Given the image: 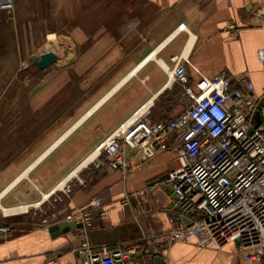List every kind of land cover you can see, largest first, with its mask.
Returning <instances> with one entry per match:
<instances>
[{"label":"crops","instance_id":"obj_1","mask_svg":"<svg viewBox=\"0 0 264 264\" xmlns=\"http://www.w3.org/2000/svg\"><path fill=\"white\" fill-rule=\"evenodd\" d=\"M43 45L66 66L23 67ZM261 48L264 0H14V10L0 11V226L9 228L0 264H84V241L140 246L164 264H246L236 243L168 244L182 221L164 182L177 165L175 138L147 162L125 148L127 174L85 164L136 112L168 121L186 109L167 71L176 56L189 63V86L224 71L251 80L263 100ZM87 206L91 228L50 231Z\"/></svg>","mask_w":264,"mask_h":264},{"label":"built area","instance_id":"obj_2","mask_svg":"<svg viewBox=\"0 0 264 264\" xmlns=\"http://www.w3.org/2000/svg\"><path fill=\"white\" fill-rule=\"evenodd\" d=\"M12 10L14 0H0V11ZM228 29L237 35L236 24H228ZM257 55L264 68V48ZM171 61L174 66L167 69L168 75L172 82L184 86L187 108L168 121H154L149 110L136 112L106 138L85 165L93 161L95 167L127 174L130 161L125 148L147 162L170 149L175 138L177 165L168 171L164 182L172 189L176 212L190 222L175 225L166 237L168 244L193 240L201 249L212 246L221 250L236 243L246 264H264V106L258 107L261 100L254 95L255 85L245 77L234 80L223 71L213 78L201 77L193 88L186 74L189 63L178 56ZM257 113L260 123L256 126ZM89 210L88 206L81 208L64 220L82 224L86 230L93 220ZM8 231L0 227V233ZM77 250L84 264H151L156 258L134 245L84 241ZM46 264L61 262L53 259Z\"/></svg>","mask_w":264,"mask_h":264},{"label":"water","instance_id":"obj_3","mask_svg":"<svg viewBox=\"0 0 264 264\" xmlns=\"http://www.w3.org/2000/svg\"><path fill=\"white\" fill-rule=\"evenodd\" d=\"M67 60H70V58H68ZM55 63L59 64V66L61 67L66 66L65 62L59 60V57L55 52L48 51V52H45L44 54L42 53L40 58H35L32 64L35 67H37L39 70L40 69L42 70V69H46L48 66L55 64ZM262 106H264V99L261 100L258 105V107H262ZM259 116L260 114L257 113L254 117L256 126L259 125L260 123ZM181 219L183 223H185L186 225L189 224L190 222V219L187 216H181ZM80 228H83L82 224H74V223H70L67 221H63L57 225L52 226L50 228V231L52 233L67 234L73 229H80ZM154 261H155V264H164V260L162 257H156Z\"/></svg>","mask_w":264,"mask_h":264},{"label":"rangeland","instance_id":"obj_4","mask_svg":"<svg viewBox=\"0 0 264 264\" xmlns=\"http://www.w3.org/2000/svg\"><path fill=\"white\" fill-rule=\"evenodd\" d=\"M129 17H135V16H129ZM66 31V33L67 34H65L66 36H68V30H65ZM113 34H115V36H117V31L116 30H113ZM50 35V34H49ZM61 36H64V35H61ZM53 36H51V37H49L50 39L52 38ZM56 38L58 37V35L56 34V36H55ZM66 38H68V37H66ZM59 39V38H58ZM63 39H65V36L63 37ZM61 40V39H60ZM50 41V40H49ZM45 45V44H44ZM44 45L42 46V48H41V50L39 51V48L40 47H34V48H30V51H29V53H31V52H33L34 54L38 51V53H42L41 51H42V49L44 48ZM35 51V52H34ZM31 57V56H30ZM32 59L31 58H29V63H27L26 64V66H24L25 64H23L22 66L23 67H29V68H31V69H33V66L31 65L32 64ZM21 69H23V68H21ZM36 81H37V79H36ZM189 83V82H188ZM177 84V83H176ZM181 86V88H182V91L184 92V96H185V99H186V108H187V97H186V94H185V88H183L184 86L183 85H180ZM176 87V86H175ZM178 101H179V99H178ZM182 107H184L183 106V102H182ZM101 145V144H100ZM98 149V147L95 149V150H97ZM93 162V161H92ZM92 162H90L89 164H87L86 166L87 167H92L91 166V164H92ZM1 227V226H0Z\"/></svg>","mask_w":264,"mask_h":264},{"label":"bare ground","instance_id":"obj_5","mask_svg":"<svg viewBox=\"0 0 264 264\" xmlns=\"http://www.w3.org/2000/svg\"><path fill=\"white\" fill-rule=\"evenodd\" d=\"M51 39L55 41V37H52ZM54 41H53V42H54ZM50 49H51V48H50Z\"/></svg>","mask_w":264,"mask_h":264}]
</instances>
